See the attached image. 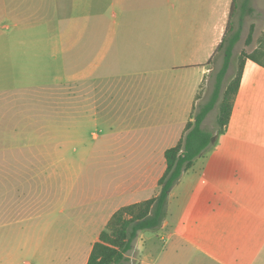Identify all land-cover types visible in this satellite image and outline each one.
Listing matches in <instances>:
<instances>
[{
  "label": "crops",
  "instance_id": "crops-1",
  "mask_svg": "<svg viewBox=\"0 0 264 264\" xmlns=\"http://www.w3.org/2000/svg\"><path fill=\"white\" fill-rule=\"evenodd\" d=\"M183 1L0 0V22H11L10 26L0 24V78L9 71L16 76L22 70L21 56L5 55V51L11 46H22L23 39L31 35L40 40L38 35L44 32L48 44L79 46L75 77L80 81L92 80L112 90L113 82L112 86L104 84L113 78L107 76L109 68L120 59V51L114 49L119 15H127V24L134 15H142L135 19L143 28L145 23L156 20L145 16L152 9L163 11L160 21L168 24L173 21L169 27L179 24L189 28L185 47L189 43L191 49L196 47L193 57L199 50H205L198 45L207 40L209 57L207 68L191 64L170 70L173 74L189 68L200 70L197 77H180L183 81L180 84L186 91L182 93L179 109L183 110L182 118L177 119L171 112V117L158 121L161 118L157 117L165 112L160 104L165 96H161L163 93L151 91L143 100L136 92H123L136 96L135 99L127 98V103L139 102L137 108L128 109L143 113L141 123L136 121L134 125L148 128L161 125L164 129L156 133L149 129L144 133L145 127L141 136L111 137L109 158L113 159V174L117 173L112 186L115 190L107 192L109 198L102 202L103 206L80 212L82 218L79 216L78 221L70 215L71 207L81 205V199H72V167L67 157L71 141L62 139V149L40 151L33 103L29 108L26 103L25 110L30 109L31 114L24 117L23 94L26 91L18 86H0V264H87L94 243L118 209L157 195L150 197L152 191L157 192L158 180L166 168L164 153L180 140L200 88L213 71L210 62L224 36L234 0L211 2L210 9L189 7ZM31 9H68V14L61 26L44 25ZM124 42L120 41V46ZM162 49L156 47L152 52L161 56L180 54L174 48ZM119 85L124 89L131 83L120 80ZM173 89L177 88H170ZM163 90L166 91V86ZM151 96L152 101L148 103ZM215 136L212 150L207 153L206 183L203 187L197 185L191 213L186 216L196 219L201 215L207 223L205 247L195 249L207 259L204 264H264V68L257 63L245 61L228 126L224 133H215ZM122 174L126 177L124 181ZM151 174H156L153 183ZM145 236L139 234L131 252L137 256L139 264H157L150 259L151 251L143 246Z\"/></svg>",
  "mask_w": 264,
  "mask_h": 264
},
{
  "label": "rangeland",
  "instance_id": "rangeland-1",
  "mask_svg": "<svg viewBox=\"0 0 264 264\" xmlns=\"http://www.w3.org/2000/svg\"><path fill=\"white\" fill-rule=\"evenodd\" d=\"M217 1L184 0L182 3L189 7L198 6L210 9L211 2L216 4ZM197 2L198 5L195 4ZM247 4L248 9H252L250 14L242 11ZM31 12L36 13L35 18L41 24L56 23L61 26L62 20L68 14V9H31ZM162 12V10L152 9L149 12L150 15L146 14L145 16H152L156 20L145 23L143 28H140L141 24L137 22L138 19H135L142 15H134L129 24L125 21L127 15H119L114 49L120 51V59L117 58L115 64L109 68L107 76L113 78L104 84L108 85L113 82L112 90L104 89L101 84H95L92 80L80 81L78 77H75L79 66V46L71 48V46L66 47L61 44H48L44 32L39 33L40 40L32 38L31 35L23 39L22 46H11L4 53L9 56H21L22 70L17 72L16 76H13L10 71L7 72L4 78H0V86H18L26 91L23 94L24 117L27 113L31 114L30 109L29 111L25 110L26 103L29 104L28 108L33 103V116H37L38 121L40 151L62 149V139L71 141L67 157L72 167L70 172L72 199L76 197L81 199V205L71 207L70 215L77 221L79 216L82 218L80 212L103 206L102 202L109 198L108 193L115 190L112 186L117 173L113 174L114 171L111 168L113 159L109 158L112 150V147L109 148L111 137L113 135L126 136L127 134L135 137L141 136V130L145 127L147 128L144 133H148L149 129L151 133L164 129L161 125L150 126V128H148L149 126L134 125L136 121L141 123L143 113L141 110L128 109L129 107L137 108L139 102L135 100L133 103H127L128 99H135L136 96L123 92L126 90L136 92L139 98L143 97V100L150 96L151 91L163 93L161 96H165L162 97L163 102L160 104L163 105L162 108L165 111L163 114L168 115L161 114L162 117H157L161 118L158 121H163L166 117L169 118L171 112H174L176 118L179 119L183 117V110H179L184 96L182 93L186 92L180 84L183 82L180 77L182 75L197 77L200 70L199 68L179 70L182 74L179 71L173 74L170 70L191 64L204 65L207 68L208 41L203 40V45H198L204 46L205 50H199L193 57L192 53L196 47L191 49L190 43L187 45L188 47H185V42L189 39V28L186 29L179 24L174 28L169 27L173 21L171 24L165 23L163 20L160 21V17H163ZM1 21V25H11L10 21ZM231 22L235 28H240V40L235 46L223 90L235 77L242 53L251 54L261 44H264V0H236ZM249 37L250 43L247 44ZM120 41H125L123 46H120ZM156 47H161L162 50L174 48L180 54L171 56L170 53H165L161 56L159 53L152 52ZM221 64L222 57L221 54H218L210 63L213 71L207 75L202 84L196 105H203L210 98L215 75ZM138 72H142V74L133 75ZM120 80L128 81L131 85L123 89L122 85H119ZM165 86L166 91L164 92L163 87ZM170 88L177 89L170 90ZM176 93L177 95L173 96ZM151 98L152 96L148 103ZM160 104L159 106H161ZM217 112L218 105L208 114L202 124V128L213 133L214 136ZM184 133L185 126L180 133V139ZM214 143L172 188L167 200L165 224L163 222L159 230L152 232L151 237L145 236L144 238L143 246L151 251L150 259L157 264H204L207 260L195 249L198 246L205 247L207 223L203 221L201 215L196 219L193 216H186L191 213L197 185L203 187V184L206 183L207 153L212 150ZM55 160L58 161L61 158H55ZM120 175L119 173L118 176ZM124 178H126L125 174H122L123 181ZM155 178L156 174H151V183ZM157 192L152 191L150 197L158 194ZM84 200L85 207L83 206ZM136 241H134L133 247ZM220 243H222V239H220ZM131 251L126 254V257L129 255L126 264H139L137 256Z\"/></svg>",
  "mask_w": 264,
  "mask_h": 264
},
{
  "label": "trees",
  "instance_id": "trees-1",
  "mask_svg": "<svg viewBox=\"0 0 264 264\" xmlns=\"http://www.w3.org/2000/svg\"><path fill=\"white\" fill-rule=\"evenodd\" d=\"M235 2L236 0L232 3L222 41L212 59L214 61L218 54H221L222 64L215 75L211 96L203 105L194 106L183 137L175 146L165 151L166 168L157 183L158 194L149 200L118 209L100 233L98 241L94 243L87 264H126L128 261L126 254L132 250L138 235L156 232L161 228L167 215V200L172 188L212 145L211 139L214 134L202 128L204 120L218 105L216 134L224 133L230 120L245 61L251 60L264 68V44H261L251 54L242 53L235 77L223 90L235 46L240 40V28H235L231 22ZM247 6L248 4L242 11L250 14L252 9H248ZM249 43L250 37L247 40V44Z\"/></svg>",
  "mask_w": 264,
  "mask_h": 264
},
{
  "label": "water",
  "instance_id": "water-1",
  "mask_svg": "<svg viewBox=\"0 0 264 264\" xmlns=\"http://www.w3.org/2000/svg\"><path fill=\"white\" fill-rule=\"evenodd\" d=\"M215 139H216V136H213L212 139H211V142L214 143V142H215ZM144 234H145L146 236H152V235H153L152 232H144Z\"/></svg>",
  "mask_w": 264,
  "mask_h": 264
}]
</instances>
